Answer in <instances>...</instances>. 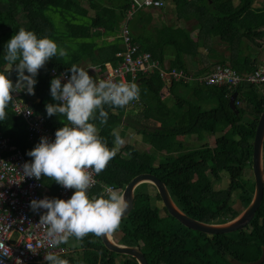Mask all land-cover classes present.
Instances as JSON below:
<instances>
[{
    "label": "trees",
    "instance_id": "trees-1",
    "mask_svg": "<svg viewBox=\"0 0 264 264\" xmlns=\"http://www.w3.org/2000/svg\"><path fill=\"white\" fill-rule=\"evenodd\" d=\"M92 1L98 7L91 15L88 8L75 0H0V68L5 65L6 42L21 27L34 31L38 37L58 39L47 12L64 13L74 22L83 21L82 24L67 22L66 28L67 38L81 41L82 54L66 47L73 53L72 59L65 62L64 57L57 56L47 61L38 71L34 95L31 99L28 94L25 96L31 100V109L45 118V126L54 133L67 120L60 115L49 117L45 111L47 103H54L49 91L50 81L55 77L51 75L52 71L69 73L72 65L80 68L81 61L88 59L103 72L106 64L116 65L121 61L116 57L123 51L119 41L104 42L98 47L93 39L116 36L120 32L131 10V0ZM161 1L165 3L158 8L161 11L166 9L168 2L174 5L176 23H179L178 19L199 21L193 30L166 23L153 27L154 13L150 8H142L129 20L133 43H137L142 51L151 53L164 68L194 74H207L216 65H228L240 74H250L258 69L259 59L247 53H252L253 46L264 49L260 43L264 40V0ZM221 23L229 29V32L225 31L229 41L224 42L225 50L219 52L214 46L221 36ZM196 30L204 35L194 42L190 35ZM204 48L207 49L205 53L201 50ZM16 78V72L12 70L13 82ZM127 79L131 81L132 76ZM134 83L140 94L138 100L131 102L134 105L130 110L127 106L104 105L108 114L106 123L100 125L98 119L90 122L99 128V134L106 139L109 148L113 146V130L122 139L126 133L124 129L131 128L137 131L148 149L142 151L130 144L118 146L106 168L96 174L99 184L122 192L136 176L153 174L166 185L175 204L190 218L212 224L237 218L241 212L232 207L234 192L241 178L247 174L252 176L253 142L264 110V88L247 84L231 90L183 82L167 86L158 74L138 75ZM233 95H236V110L229 103ZM170 99L172 104L168 103ZM238 103L244 106L240 107ZM135 109L138 114L130 115ZM5 111L7 116L0 121V134L9 138L10 145L20 150L30 162L32 158L26 153L38 142L29 139L27 122L14 112L13 103ZM207 137H214L213 146L203 144L202 150L197 151L184 145L183 139L194 138L203 142ZM221 174L229 179V185L225 190L216 191L212 178ZM43 183L50 190V197L57 198L60 185L47 177ZM251 184L253 190L244 191L241 196L245 209L254 194V181ZM102 191L98 186L89 193L99 196ZM157 203L162 204L156 189L150 184L140 185L135 191L133 211L112 233L118 244L141 250L148 264H232V260L245 264L261 258L264 196L258 212L246 228L213 236L185 228L164 207L163 217ZM73 239L79 242V246L68 248ZM70 240L63 243L64 252L58 254L68 264H137L131 257L109 252L101 238L92 233L79 240L75 237Z\"/></svg>",
    "mask_w": 264,
    "mask_h": 264
},
{
    "label": "clouds",
    "instance_id": "clouds-1",
    "mask_svg": "<svg viewBox=\"0 0 264 264\" xmlns=\"http://www.w3.org/2000/svg\"><path fill=\"white\" fill-rule=\"evenodd\" d=\"M66 55L65 48L58 47L49 37H38L32 30L19 28L4 46L5 65L0 68V121L6 119L5 110L12 103L13 93L23 91L34 95L39 69L53 57ZM12 70L16 72L15 82L11 79ZM68 71L70 75L65 83H62L64 73L51 79L49 91L54 103L45 105L47 116H63L67 123L55 131L53 140L41 137L26 153L31 161L22 165L26 177L39 180L43 175L65 189H74L66 200L45 197L30 201L32 211L46 210L40 215L39 223L46 226V237L52 247L66 243L69 237L79 240L88 233L100 237L119 227L129 207L125 195L111 187L99 196L90 195L89 190L95 183L93 173L99 174L106 168L123 141L113 130V146L109 148L99 128L90 121L98 119L100 125L105 124L108 114L104 105L124 107L138 100L140 94L133 82L94 79L89 70L76 65ZM43 259L47 264H68L54 253H46Z\"/></svg>",
    "mask_w": 264,
    "mask_h": 264
},
{
    "label": "built area",
    "instance_id": "built-area-1",
    "mask_svg": "<svg viewBox=\"0 0 264 264\" xmlns=\"http://www.w3.org/2000/svg\"><path fill=\"white\" fill-rule=\"evenodd\" d=\"M164 6L161 0H131V10L121 27L120 42L123 51L116 57L121 61L116 65L106 64L103 72L96 79L121 80L129 82L128 76L136 79L138 75L151 76L158 74L165 85L174 82L195 84L206 87H226L236 89L244 85H256L264 88V64L250 74H240L226 65H216L207 74H191L183 70H169L153 58L151 53L144 52L133 43L128 29L129 20L142 8L158 9ZM65 74L62 83L67 81V72L52 71V76ZM26 92L13 93V110L27 122V131L31 141H40L41 137L54 139V132L45 126L46 120L36 115L31 103L25 99ZM239 104V103H238ZM240 105V104H239ZM29 162L23 153L10 145L9 138L0 134V260L3 264H37L45 263L46 253L60 254L64 252L63 243L56 247L49 244L46 237V226L39 223L40 215L46 210L32 211L29 204L33 199L50 197V190L44 186L43 175L39 180L23 175L22 165ZM95 183L89 192L100 186L102 194L112 186L99 184L97 175L93 173ZM115 190V189H114ZM74 189L60 186L57 198L68 199ZM74 237H69L68 240Z\"/></svg>",
    "mask_w": 264,
    "mask_h": 264
},
{
    "label": "water",
    "instance_id": "water-1",
    "mask_svg": "<svg viewBox=\"0 0 264 264\" xmlns=\"http://www.w3.org/2000/svg\"><path fill=\"white\" fill-rule=\"evenodd\" d=\"M210 1V0H209ZM236 95L230 99V106L236 110L235 106ZM252 176L255 184L253 198L248 207L234 220L222 224L203 223L186 215L173 201L166 185L153 174H141L131 180L125 187L122 193L129 202L127 211L122 215L121 221L127 218L134 208L135 191L142 184L152 185L160 196L162 205L167 213L177 220L185 228L195 232L207 235L231 234L246 228L254 219L258 212L264 196V110L258 121L256 133L253 142L252 155ZM105 248L112 253L120 256L131 257L136 260L137 264H148L144 254L135 247L124 246L118 244L112 236V233L100 236ZM264 249L261 258L252 263L245 264H263ZM232 264H244L237 260H232Z\"/></svg>",
    "mask_w": 264,
    "mask_h": 264
},
{
    "label": "rangeland",
    "instance_id": "rangeland-1",
    "mask_svg": "<svg viewBox=\"0 0 264 264\" xmlns=\"http://www.w3.org/2000/svg\"><path fill=\"white\" fill-rule=\"evenodd\" d=\"M85 1H88L89 3L85 2ZM75 2H78V3L81 2V4L84 7L88 8L90 10L89 12L91 13V15L94 13L93 10H97V7H98L97 4L94 1H92V0H75ZM46 16L51 20V22H52V24H53V26H54V28H55V30L57 32L58 39L54 40V41L57 43L58 47L65 48V50L67 52V55L64 56L65 62L70 61L72 59V57H73L72 56L73 53H71L70 51H73L74 53L82 54L83 50H81L79 48V43H81V41L78 42V41H74V40H72L70 38H67L66 37V28H67V22H71L72 24H74V23L82 24L83 21L74 22V21H72V19H71L72 17L71 16L66 15L64 13H63V15L60 14V13H54L53 11L47 12ZM83 20L86 21V22L89 21V20H86V19H83ZM169 20H170L169 23L173 24L174 14L172 13V11L169 14ZM198 22L199 21L197 19H194L192 22H190V24L193 26V24L198 23ZM161 23L162 22L160 21V24L158 23V25L161 26ZM186 26L188 28H190L189 25H186ZM224 28H226V32H229V29L224 25L223 27L220 26V30H221L220 33L221 34L223 33ZM203 35L204 34H201V32L199 33L197 31V32L192 34L191 38H192L193 41H196L198 36H199L198 39L200 40V39H202ZM96 38L98 39L99 37H95L93 39V42H94V40ZM109 41H112V40L108 39L106 42H109ZM76 42H77V44H76ZM84 42L88 43V40H85ZM260 43L262 45H264V40H261ZM248 44L253 46L251 43H248ZM66 47H68L70 51ZM260 49L261 48L258 49L255 46H253V50H254L253 52H258L261 60L264 61V49H261V50ZM201 50H202L203 53H205L207 51L206 48L201 49ZM87 53H88V51L85 52V55H87ZM168 103L172 104L173 101L170 99ZM242 106H244L243 103L240 104V107H242ZM137 114H138V110L137 109H135L132 112H130V115H132V116H136ZM124 131H126L125 137L121 139L123 141V143L121 145H119V146L124 147L125 145L130 144L132 146H136L137 148H139L142 151H145V150L148 149L142 143V138L137 133L136 130L128 128L127 130L124 129ZM183 141L185 142L184 145L186 147L188 146L190 149L197 150V151L198 150H202L203 144H209L210 146H213L214 143H215L214 137L204 138L203 142H200V141H198V140H196L194 138L183 139ZM127 157H129V156L127 155ZM212 179L214 181L213 182V184H214L213 186H214L216 191H221V190H225V189L228 188L229 179L225 175L221 174V175L216 176V177H214ZM252 181H253V176H250L249 174H247V176H244L243 178H241V180L239 181V183H238V185H237V187L235 189L234 200H233L232 207L234 209H236L237 211L241 212V213L245 210L244 205H243L242 200H241V196L244 194V191L251 192L253 190V186L251 184ZM157 207L160 208L161 215L164 217L165 214H164V210H163V205L161 203H157ZM78 246H79V242L74 240V239L70 240L69 243H68V248H76Z\"/></svg>",
    "mask_w": 264,
    "mask_h": 264
},
{
    "label": "crops",
    "instance_id": "crops-1",
    "mask_svg": "<svg viewBox=\"0 0 264 264\" xmlns=\"http://www.w3.org/2000/svg\"><path fill=\"white\" fill-rule=\"evenodd\" d=\"M210 2V1H209ZM171 2H168L167 3V7H166V9L163 11H161L160 9H152L151 10V12L152 13H154V21H153V27H155V25H157L158 23L160 24V21L162 22V23H166L168 26H178V27H181V28H186V29H190V30H193V27H194V25L195 24H193V26L190 24V22H192V21H185V20H183V19H178L179 20V23H176L175 22V19H176V17H177V13H176V8L174 7V5L173 4H170ZM164 6H165V3H164ZM172 11V13L174 14V20H173V24H171V23H169V14H170V12ZM176 15V16H175ZM186 25H189V27L190 28H188ZM220 26H224V24L223 23H221L220 24ZM226 26V25H225ZM121 27H122V25H121ZM151 30V29H150ZM120 31H121V29H120ZM221 31V30H220ZM224 31H226V28H224V30H223V33L221 34L220 33V37L219 38H217L216 39V41H215V46H214V49H216V50H218L219 52H221V51H223V50H225V43L224 42H226V41H229V38L228 37H226L225 36V32ZM195 32H197V30L196 31H192V33H191V35H190V38L192 37V34L193 33H195ZM119 36H120V32L116 35V36H101V37H99L98 39L96 38L95 40H94V44H98L97 46L98 47H101V46H103L104 45V42H105V44H109L110 42H115L116 40L117 41H119L120 42V39H119ZM198 38H199V36H198ZM198 38H197V40H198ZM108 39H110V40H112V41H109V42H106ZM191 40H192V38H191ZM196 40V41H197ZM193 41V40H192ZM196 41H194V42H196ZM88 42H90L91 43V41L90 40H88ZM219 43L220 45H218V44H216V43ZM220 42H222L223 43V45H221V43ZM121 43V42H120ZM135 44H137V43H135ZM138 45V44H137ZM251 46V45H250ZM254 51V50H253ZM252 51V52H253ZM247 54H250V56L252 57V58H258L259 59V64L260 65H262V64H264V61L263 60H261V58H260V56H259V53L258 52H253V53H247ZM254 55V56H253ZM206 57V56H205ZM215 60H213V62H214ZM167 64H169V63H167ZM259 65V66H260ZM226 66H228V65H226ZM80 68H82V69H84V70H89V74H91L92 76H94L95 77V79L97 78V76L98 75H100V68H98V67H96L95 65H93L88 59L85 61V60H82L81 61V63H80ZM184 71V70H183ZM191 71H194V70H191ZM186 72V71H185ZM197 72V71H196ZM187 73H191V72H187ZM191 74H194V73H191ZM134 80L135 79H132L131 81H129V82H133L134 83ZM194 85V84H193ZM28 97L31 99L32 98V96L31 95H28ZM27 102H29V103H31V100L30 101H28L27 100V98L25 99ZM131 105H134L133 103H129V104H127V105H125V106H127V109L128 110H130V108H131ZM37 264H43V263H37Z\"/></svg>",
    "mask_w": 264,
    "mask_h": 264
},
{
    "label": "flooded vegetation",
    "instance_id": "flooded-vegetation-1",
    "mask_svg": "<svg viewBox=\"0 0 264 264\" xmlns=\"http://www.w3.org/2000/svg\"><path fill=\"white\" fill-rule=\"evenodd\" d=\"M146 258V257H145ZM147 260V259H146ZM148 262V261H147Z\"/></svg>",
    "mask_w": 264,
    "mask_h": 264
}]
</instances>
